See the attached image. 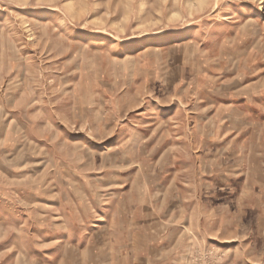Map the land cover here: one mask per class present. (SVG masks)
<instances>
[{
	"label": "rangeland",
	"instance_id": "rangeland-1",
	"mask_svg": "<svg viewBox=\"0 0 264 264\" xmlns=\"http://www.w3.org/2000/svg\"><path fill=\"white\" fill-rule=\"evenodd\" d=\"M0 264H264V0H0Z\"/></svg>",
	"mask_w": 264,
	"mask_h": 264
}]
</instances>
